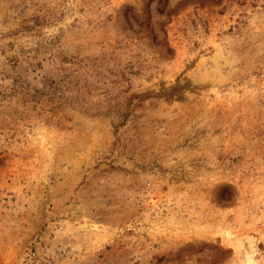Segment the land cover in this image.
I'll list each match as a JSON object with an SVG mask.
<instances>
[{"label":"rangeland","instance_id":"obj_1","mask_svg":"<svg viewBox=\"0 0 264 264\" xmlns=\"http://www.w3.org/2000/svg\"><path fill=\"white\" fill-rule=\"evenodd\" d=\"M0 264H264V0H0Z\"/></svg>","mask_w":264,"mask_h":264}]
</instances>
